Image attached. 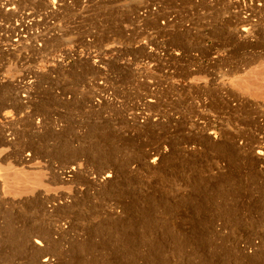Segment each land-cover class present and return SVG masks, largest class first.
Returning a JSON list of instances; mask_svg holds the SVG:
<instances>
[{
	"label": "rangeland",
	"instance_id": "obj_1",
	"mask_svg": "<svg viewBox=\"0 0 264 264\" xmlns=\"http://www.w3.org/2000/svg\"><path fill=\"white\" fill-rule=\"evenodd\" d=\"M140 3L0 0V264H264V0Z\"/></svg>",
	"mask_w": 264,
	"mask_h": 264
},
{
	"label": "bare ground",
	"instance_id": "obj_2",
	"mask_svg": "<svg viewBox=\"0 0 264 264\" xmlns=\"http://www.w3.org/2000/svg\"><path fill=\"white\" fill-rule=\"evenodd\" d=\"M133 1V0H132ZM138 1V3H140V1L141 0H137ZM142 3V2H141ZM140 3V4H141ZM8 5H10V4H8ZM226 5V4H225ZM228 7V6H227ZM239 19H240V17H239ZM142 20H144V19H142ZM241 20V19H240ZM148 22V21H147ZM243 23H245V24H243L242 25V27H241V29L239 30V32H241V34H242V37L243 38H246L247 37V39H249V40H251V38L249 37L250 35L249 34H251L252 32H253V30H252V24L250 23V24H248L249 22H248V20H243L242 21ZM22 26H25V24H24V22H22ZM254 27V26H253ZM262 31V30H261ZM18 36H20V34H18ZM262 42H264V41H262ZM193 74V73H192ZM187 78V77H186ZM185 78V79H186ZM193 84V83H192ZM160 86V85H159ZM171 86V85H170ZM169 86V87H170ZM221 88H222V90L223 91H229L230 90V86L229 85H227V84H221L220 85V90H221ZM29 93H27V95H28ZM25 97H27V96H25ZM101 98V97H100ZM28 101L27 102H29V100H30V98H28L27 99ZM22 102V104L24 105L25 104V102L24 101H22V100H20V103ZM100 103L102 104V102L100 101ZM99 104V103H98ZM101 104H99V105H101ZM98 106V105H97ZM93 107V106H92ZM90 108V107H89ZM88 108V109H89ZM101 108V107H100ZM96 109V108H95ZM234 141V140H233ZM248 145V144H247ZM250 145V144H249ZM255 151V150H254ZM256 154V153H255ZM264 153H263V151H261V152H258L257 153V156H256V159L258 160V159H261V158H263V155ZM161 156V155H160ZM23 162H25V163H28L27 162V160L26 161H23ZM151 165V164H150ZM82 166V165H81ZM74 170V169H73ZM78 170V169H77ZM25 176H27V175H25ZM110 177H112V175L111 174H108L107 176H105L104 177V180L106 181V180H108ZM26 179H27V177H26ZM26 179H25V181H26ZM29 179V178H28ZM100 180V179H99ZM20 181V180H19ZM22 181H24V180H22ZM24 181V182H25ZM101 181V180H100ZM28 182H30V180L28 181ZM27 182V183H28ZM92 182V181H91ZM107 182V181H106ZM18 183H20V182H18ZM17 183V184H18ZM32 183V182H31ZM96 183V182H95ZM30 184V183H29ZM38 185L40 184V183H37ZM28 185V184H27ZM31 185V184H30ZM18 186V185H17ZM25 186V185H24ZM40 186V185H39ZM19 187V186H18ZM18 187H16V188H18ZM21 187V186H20ZM29 187V186H28ZM28 187H27V189H28ZM25 188V187H24ZM26 189V188H25ZM21 190V189H20ZM22 190H23V188H22ZM11 191V190H10ZM10 191H8V192H10ZM13 191H14V189H13ZM22 192V191H21ZM19 193V196L18 197H21V195L23 196V192L22 193ZM26 192V191H25ZM27 192H28V190H27ZM25 193V194H28V193ZM14 194V193H13ZM9 195V194H8ZM15 196V195H14ZM25 196V195H24ZM41 196V195H40ZM39 196V197H40ZM26 234V233H25ZM35 243L37 244V245H42V243H41V240H37V241H35ZM36 250H37V248H36ZM39 251V250H38ZM40 252V251H39ZM44 252V251H43ZM41 264H50V261H49V259L48 258H45L42 262H41Z\"/></svg>",
	"mask_w": 264,
	"mask_h": 264
}]
</instances>
